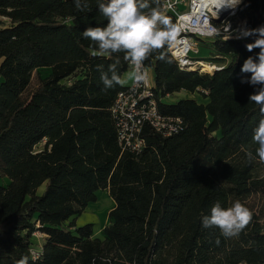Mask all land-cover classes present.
<instances>
[{
	"label": "trees",
	"instance_id": "1",
	"mask_svg": "<svg viewBox=\"0 0 264 264\" xmlns=\"http://www.w3.org/2000/svg\"><path fill=\"white\" fill-rule=\"evenodd\" d=\"M149 3L161 11L159 0ZM88 4L78 11L74 0H0V17L9 20L0 23V264L24 256L29 264H264V222L254 212L236 238L201 223L214 202L229 207L256 190L255 161L245 153L255 155L260 114L249 102L254 87L241 83L250 74L240 71L259 52L247 51L252 38L205 43L212 55L204 61L220 67L212 72L180 69L166 45L154 51L144 66L158 111L185 126L169 138L145 126V146L134 155L121 152L109 111L123 87L104 90L97 67L107 71L117 56H93L81 34L107 25L97 0ZM244 22L264 25V0H244L233 28ZM119 58L123 76L129 64ZM40 69L49 74L29 92ZM180 91L209 102H165ZM105 189L115 206L95 237L93 224L77 226L75 218ZM34 231L45 235L37 261L29 253Z\"/></svg>",
	"mask_w": 264,
	"mask_h": 264
},
{
	"label": "clouds",
	"instance_id": "2",
	"mask_svg": "<svg viewBox=\"0 0 264 264\" xmlns=\"http://www.w3.org/2000/svg\"><path fill=\"white\" fill-rule=\"evenodd\" d=\"M244 0H213L217 13L221 10L235 11ZM98 11L107 21L106 26L88 27L81 34L84 39L91 41L93 56L117 58L101 72L100 79L104 90L116 86H129L135 90L147 79L143 70L144 62L156 50L166 44L171 45L176 35L175 25L168 16L164 15L157 7H153L149 0H97ZM74 6L78 11L89 10L88 0H74ZM223 31L229 33L228 39L235 35L236 39L251 37L253 42L246 44V49L253 52L259 49L254 56H248L241 67V83H247L254 87L255 91L249 95V102L254 103L260 114L258 126L253 131L252 141L258 145L255 155L252 150L246 151L249 163L257 161L264 163V25L256 28H248L244 22L239 28L232 29L228 21L224 22ZM220 29L212 28L207 35H220ZM123 54V60L131 67L126 76L118 72L121 64L119 54ZM252 221V212L240 200H236L230 207H223L221 202H214L210 209V215H202V227L218 228L220 235L225 239L238 237ZM219 239L216 243L219 244ZM17 264H29L27 256L17 261Z\"/></svg>",
	"mask_w": 264,
	"mask_h": 264
},
{
	"label": "built area",
	"instance_id": "3",
	"mask_svg": "<svg viewBox=\"0 0 264 264\" xmlns=\"http://www.w3.org/2000/svg\"><path fill=\"white\" fill-rule=\"evenodd\" d=\"M161 11L172 14L176 21V35L171 45L166 44L168 55L178 64L182 70H195L196 64L208 63L209 70H218L216 64L205 61H197L193 56L197 51V44L193 37L213 40L217 36L228 39L229 33L223 31L224 22L228 21L232 29V20L242 10L244 2L233 15L231 10H221L219 15L213 0H159ZM185 3L182 6V3ZM223 11H229L223 15ZM212 28L220 29V35H207ZM249 28V27H248ZM230 39H236L233 35ZM130 65L128 70L130 71ZM147 79L140 87L132 90L129 86L123 87L117 94L109 109L115 126L117 144L121 152H129L134 155L141 153L145 146L142 136L143 128L149 126L162 138L172 137L181 132L185 126L180 117L162 115L157 108L158 101L155 98L153 76L150 69L144 66ZM126 71V73H127ZM206 72V71H205ZM30 258L37 261L41 256V249L30 248Z\"/></svg>",
	"mask_w": 264,
	"mask_h": 264
},
{
	"label": "rangeland",
	"instance_id": "4",
	"mask_svg": "<svg viewBox=\"0 0 264 264\" xmlns=\"http://www.w3.org/2000/svg\"><path fill=\"white\" fill-rule=\"evenodd\" d=\"M186 3V0H185ZM184 2L182 3V6L185 4ZM8 19L6 17H0V23L2 25L8 24ZM195 44H197V51L194 53V57L197 59V61L201 62L204 61L208 56L212 55V51L207 48V46H204L205 43H210L212 40H206L202 38H197L193 37ZM205 65L202 64H196L195 68L199 72H205L209 70V67L207 66L208 63H204ZM129 71H127L128 73ZM49 74L48 69H40L35 71L32 74L31 78V83L29 87V92L37 85V77L40 75L41 77H46ZM180 99H193L199 104H207L209 102L208 99H204L199 95L198 93H189L185 91H180L177 93H173L171 95H168L164 100L167 103H174L177 102ZM208 122L211 121L210 117L207 118ZM212 136L219 138L220 137V132L216 131L212 133ZM42 145H39L35 148V150H41ZM255 170H254V186L256 188L255 191H252V193L246 197L243 201L245 203L246 207L249 208L251 212H254L258 217L260 218L261 222H264V163H260L255 161ZM4 176L0 174V184H3V181H5ZM45 183H42L39 185V187L36 189V195L41 196L45 190ZM237 199H232L229 203V207L232 205L234 201ZM111 198L109 197L108 193H106L104 190H99L96 192V201L91 202L87 205L83 213L75 218V223L77 226H83L85 224H93V233L95 237H101V233H97V231L102 227L101 223H103L104 218L105 222L109 224V219H108V212L107 208H109L111 205ZM107 224V225H108ZM38 226V225H36ZM26 232H24V235ZM101 234V235H100ZM32 239L35 242L33 247H38L41 249L42 252V245L45 240V235L42 234L39 231H34L32 234ZM173 252V251H172ZM174 253V252H173ZM172 253H170V256ZM171 258V257H170ZM170 260V259H169Z\"/></svg>",
	"mask_w": 264,
	"mask_h": 264
},
{
	"label": "crops",
	"instance_id": "5",
	"mask_svg": "<svg viewBox=\"0 0 264 264\" xmlns=\"http://www.w3.org/2000/svg\"><path fill=\"white\" fill-rule=\"evenodd\" d=\"M126 74H127V73L123 74V76H126ZM104 191H105L106 193H108L107 189H105ZM111 200H112V199H111ZM110 205H111V206H110L109 208H107V212H108V213H109V211L115 206V203H114L113 200L111 201ZM106 217H107V215H106ZM106 217L104 218L103 223H101V226H102V227L97 231V233H101V234H102V230H103V228L108 224V223L105 222ZM101 234H100V235H101Z\"/></svg>",
	"mask_w": 264,
	"mask_h": 264
},
{
	"label": "water",
	"instance_id": "6",
	"mask_svg": "<svg viewBox=\"0 0 264 264\" xmlns=\"http://www.w3.org/2000/svg\"><path fill=\"white\" fill-rule=\"evenodd\" d=\"M228 12H229V11H223L222 13H223V15H226Z\"/></svg>",
	"mask_w": 264,
	"mask_h": 264
},
{
	"label": "bare ground",
	"instance_id": "7",
	"mask_svg": "<svg viewBox=\"0 0 264 264\" xmlns=\"http://www.w3.org/2000/svg\"><path fill=\"white\" fill-rule=\"evenodd\" d=\"M205 64H203L202 66H204Z\"/></svg>",
	"mask_w": 264,
	"mask_h": 264
}]
</instances>
